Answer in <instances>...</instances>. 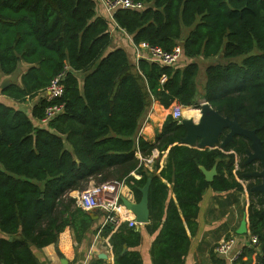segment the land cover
<instances>
[{"label":"trees","instance_id":"trees-1","mask_svg":"<svg viewBox=\"0 0 264 264\" xmlns=\"http://www.w3.org/2000/svg\"><path fill=\"white\" fill-rule=\"evenodd\" d=\"M135 1L143 6L115 11L116 26L135 45L171 51L179 44L186 60L165 64L145 55L135 63L124 47L111 49L114 22L98 13L97 0H0V88L20 105L0 101V264H43L34 247L56 242L66 227L87 229L94 219L70 192L91 181L123 182L139 201L151 177L148 227L160 228L155 247L162 246L156 264H183L186 225L195 232L207 190L224 194L221 206L238 202L244 191L240 179L254 169L245 164L251 141L244 135L225 148L184 144L186 128L172 114L154 142L139 132L154 101L200 107L202 98L254 129L264 147V0ZM200 58H217L205 65L204 82ZM22 63L20 82L2 88ZM63 70L64 94L55 102L64 110L43 124L46 88ZM28 100H34L30 112L21 107ZM155 149L168 155L151 171L136 151L146 158ZM216 163L218 173L208 181L201 166ZM251 186L248 233L259 243L245 245L235 264H264V204L253 199L258 192ZM113 227L103 233L110 235L114 264H142L139 253L123 248L141 239L139 231L127 223Z\"/></svg>","mask_w":264,"mask_h":264},{"label":"crops","instance_id":"crops-1","mask_svg":"<svg viewBox=\"0 0 264 264\" xmlns=\"http://www.w3.org/2000/svg\"><path fill=\"white\" fill-rule=\"evenodd\" d=\"M97 3L98 13L104 15L112 22H114L111 25V32L113 37V45L111 46V49L115 47H124L128 52L131 60L137 63L140 57L137 56V50L131 36H129L124 30L116 26L113 16H111L107 11L106 6L104 5L102 0H97ZM115 28L118 29L117 32ZM122 35H124L125 37H122ZM181 60H186V58L184 57L183 59V57H181ZM20 68L19 74L17 75L18 78L16 79L18 83L20 82L23 71L27 68V64L22 63ZM200 78L201 80H203L202 82H204L205 78L203 76ZM4 79H10L12 81V79H15V77L14 75L9 77L5 76ZM11 81L7 84L11 83ZM0 101L9 105L15 103L11 98L5 96L2 93L1 88ZM200 102L201 104H203L206 101L200 98ZM33 103L34 100H28V102L23 103L21 107L27 110V112H30ZM26 104H29L30 108H26ZM16 106L19 107L20 105L17 104ZM198 108L199 107L193 105L184 106L183 117L178 120V122L184 118H194L197 120L200 117ZM167 109L168 108L164 107L158 101H154L142 122L139 135H142L150 142H154L158 134L161 132L163 124L167 116L169 115H167L166 113ZM192 110H195L196 113H193ZM167 155L168 150L160 152V150L155 149L150 156L152 158V162H143L144 157L142 156L141 152L136 151V156L140 158L145 167L151 171H154L155 165H158L160 170L166 163ZM236 169H239L238 162L236 163ZM133 174L136 178L141 177L135 172H133ZM94 183V181H91L89 186L93 185ZM169 186L171 187V184H169ZM79 191L80 190L71 191L70 195L76 198V195ZM243 193V191L238 192V202L230 204L229 206H221L220 204V200L224 198V194L215 192L211 189L207 190L204 193L203 199L200 202L198 223L195 232L192 233L191 229H189L186 225L187 234L189 235L190 239V245L188 253L184 257L183 264H235V261L239 257L235 261L231 259L235 256V253L238 250L242 251V248L248 244L249 238L248 233H237V229L239 228L242 219L245 216L247 219L249 213L246 209V201H244ZM119 194L120 198L121 196H125L132 201H136L131 188L123 182L119 187ZM170 196L175 199V194L172 190ZM121 203L123 205L121 207V213L128 218H135L136 220V216L132 213V211L126 208L122 200ZM73 208L75 209L76 206H73ZM233 208L238 212L239 210L242 211V213L244 212V214H242L243 218L241 219V221H239L238 226H236L235 228V222L233 223L230 214V212L234 210ZM98 215L99 216L97 218H93L94 222L87 229H81L82 232H80V228L78 229V231H76L73 226L66 227L59 234L56 242L50 243L46 246H43L42 248L34 247L33 250L35 255L43 264H90L97 259H102L103 264H114L115 254L109 240L110 235H105L103 233V227L105 226L102 225L103 217L101 213H98ZM125 223L128 224L127 221H123L118 225H114L112 223L108 224H112V226H114L113 231H115L119 228V226ZM148 224L152 226L150 220L146 223H139L137 221V224L133 226H130L128 224L130 227H134L135 230L139 231V233L141 234V239L131 245H128L126 243L123 245V248L124 251L128 250L130 252L132 251L139 253L142 264H156L155 256L157 255L158 251L162 249V246L155 247L156 237L160 232V228L152 231L151 228L148 227ZM233 229L236 236L234 237L235 243L232 249L226 254L221 255L216 253L214 250L216 244L220 240L227 239L225 237L229 233H232ZM79 233H81L82 235L78 239L77 236Z\"/></svg>","mask_w":264,"mask_h":264},{"label":"built area","instance_id":"built-area-1","mask_svg":"<svg viewBox=\"0 0 264 264\" xmlns=\"http://www.w3.org/2000/svg\"><path fill=\"white\" fill-rule=\"evenodd\" d=\"M106 6L107 11L111 16L120 8L132 7L141 8L143 3L135 0H102ZM137 56H147L153 60L160 61L165 64H173L177 62L182 55V47L177 44L171 51L165 50L160 46L150 45L143 42L135 45ZM65 70L55 75L50 84L46 88L45 97L50 102L45 108V114L40 120L41 123L46 124L52 118L61 114L64 110V103L55 102L64 94V80ZM184 105L175 102L172 105L171 114L174 118L180 120L183 117ZM143 162H152L151 157L143 158ZM122 184L120 181L111 180L100 184H93L83 191H79L76 195V203L83 209L90 211L96 209L97 213H101L103 217L102 225L112 223L118 225L123 221H127L130 226L137 224L135 218H128L121 213V198L119 194V187ZM248 243L251 245H258L259 238L257 235L248 234ZM235 243L234 237L220 240L215 246V252L218 254L228 253ZM242 254L241 250L235 253L231 259L235 261Z\"/></svg>","mask_w":264,"mask_h":264},{"label":"water","instance_id":"water-1","mask_svg":"<svg viewBox=\"0 0 264 264\" xmlns=\"http://www.w3.org/2000/svg\"><path fill=\"white\" fill-rule=\"evenodd\" d=\"M10 79H4L1 82V87H5ZM200 117L196 120L194 118H184L179 121L186 128V135L182 138L181 142L189 145H197L200 147H220L225 148L227 144L234 139L235 135H244L251 141V149H248V158L246 162L259 160L262 168L246 173L247 176H260L262 182L255 186L253 190L262 193V200L264 204V147L261 138L257 135L254 129L243 127L241 122L235 116L231 118L229 115H223L215 109L209 102H204L198 108ZM226 132L224 139L221 136ZM208 181H212L216 176L217 163L212 169H206L201 166ZM151 184V177L148 178L144 186L140 188L142 197L139 201H132L125 196H121V200L126 208L136 216L139 223L149 222V188ZM93 218L99 215L96 209L88 211ZM264 213V208H263ZM248 232V223L246 216L242 219L237 233L244 234ZM64 259V258H63Z\"/></svg>","mask_w":264,"mask_h":264},{"label":"rangeland","instance_id":"rangeland-1","mask_svg":"<svg viewBox=\"0 0 264 264\" xmlns=\"http://www.w3.org/2000/svg\"><path fill=\"white\" fill-rule=\"evenodd\" d=\"M116 29V28H115ZM117 30L118 29H116V32H117ZM122 37H125L124 35H122ZM126 38H127V36H126ZM127 40H128V38H127ZM217 60V58H209V59H203V58H200V63L202 64V66H205L206 64H208V63H210V62H215ZM201 66V69H200V73H199V78L200 77H204L205 79H206V71H205V67H202ZM21 69V68H20ZM20 69L19 70H17L16 71V74H15V78L17 79L18 77H17V75L19 74V71H20ZM203 80H201V82H202ZM200 82V90L202 91V88H204V86L203 87H201V83ZM13 105H16V103H13ZM25 107L26 108H29L30 107V105L29 104H26L25 105ZM171 110H172V106L171 107H169L167 110H166V113H167V115L168 114H171ZM0 169H3V165L0 163ZM241 180V179H240ZM243 183H244V186H245V190L243 191L244 193H243V197H244V201H246V209L248 210V205H249V203H250V196L248 195V189H247V180L245 179V180H241ZM245 203V202H244ZM234 209V208H233ZM239 210V209H238ZM230 214H231V218H232V221H233V223H234V228L236 227V226H238V224H239V221H241V219L243 218V216H242V214H244V212L242 213V211H240L239 210V212L237 211V210H232L231 212H230ZM249 234V233H248ZM0 235L2 236L3 234L0 232ZM236 236V234H235V232H234V229H233V231H232V233H229L225 238H231V237H235Z\"/></svg>","mask_w":264,"mask_h":264},{"label":"flooded vegetation","instance_id":"flooded-vegetation-1","mask_svg":"<svg viewBox=\"0 0 264 264\" xmlns=\"http://www.w3.org/2000/svg\"><path fill=\"white\" fill-rule=\"evenodd\" d=\"M227 132V131H226ZM226 134V133H225ZM236 136V135H235ZM234 136V137H235ZM249 149H251V146H250V148ZM248 151V150H247ZM247 156H248V153H247ZM248 158V157H247ZM245 164L247 165V168H254L253 170H249V171H245L243 174H244V177H246L247 179V186H249V184H252V186H251V191H253V194L255 193V192H258V194L257 195H254V197H253V199L255 200V201H257L260 197L262 198V193L261 192H259V191H256V190H253V188L255 187V186H257V185H259L261 182H262V177H260V176H247V175H245L246 173H248V172H251V171H254V170H259V169H261L262 168V166H261V162L259 161V160H253V161H251V162H246L245 161ZM248 189V188H247ZM248 195L250 196V194H249V191H248ZM250 202H251V200H250ZM250 204V203H249ZM248 233V232H247Z\"/></svg>","mask_w":264,"mask_h":264}]
</instances>
